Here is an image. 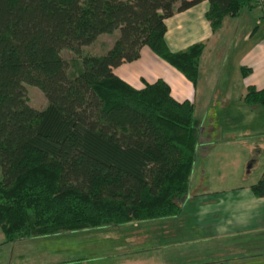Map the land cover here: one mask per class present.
Returning a JSON list of instances; mask_svg holds the SVG:
<instances>
[{
    "label": "trees",
    "instance_id": "1",
    "mask_svg": "<svg viewBox=\"0 0 264 264\" xmlns=\"http://www.w3.org/2000/svg\"><path fill=\"white\" fill-rule=\"evenodd\" d=\"M207 2L213 32L260 0H0V231L4 243L172 218L189 190L193 104L161 79L135 89L113 74L148 48L193 87L205 45L171 52L165 21ZM262 3L260 6H263ZM118 33L102 55H82ZM62 50L71 52L69 58ZM242 76L250 68L240 69ZM37 87L44 109L27 104ZM242 101L264 107V88ZM264 198V170L250 186ZM206 264H223L222 262Z\"/></svg>",
    "mask_w": 264,
    "mask_h": 264
},
{
    "label": "rangeland",
    "instance_id": "2",
    "mask_svg": "<svg viewBox=\"0 0 264 264\" xmlns=\"http://www.w3.org/2000/svg\"><path fill=\"white\" fill-rule=\"evenodd\" d=\"M262 3L264 0H260L259 4ZM260 5L237 18H225L217 32V45L210 46L200 60L196 97L190 101L198 145L184 199L203 186L209 200L232 205V189L239 191L248 183L257 182L263 173L264 107L247 106L241 99L246 86L264 87V55L258 50L264 44V4ZM117 35L115 32L99 36L91 45L82 48V55L106 53ZM61 53L64 58L71 54L69 50ZM153 57L151 52L150 55L143 53L136 68L126 70L130 85L141 89L144 85L139 83L140 76L153 82L160 75L171 86L174 98L185 100L184 89L167 71L179 74L161 62L156 64ZM242 66L252 69L246 77L240 72ZM148 68L155 74H148ZM124 78L127 79L125 75ZM25 88L27 104L44 109L47 102L43 93L34 86L25 85ZM194 207L191 203L182 210L185 214L172 218L121 225L115 229L62 232L11 243H4L0 231V264H165L158 260H165L167 264H232V232L231 238L205 243L192 241H197L194 231L198 232L193 226L197 223L191 211ZM222 208L218 206L220 211ZM215 218L213 215L203 221L211 223L210 219ZM227 221L232 231V217L229 216V220L227 217ZM163 223H168L167 228L176 230L178 235L174 234L173 239L164 236ZM134 225L136 231L133 233ZM182 225H189L187 233H179ZM170 240L175 245L163 247V243H159ZM158 244L161 247L155 248Z\"/></svg>",
    "mask_w": 264,
    "mask_h": 264
},
{
    "label": "crops",
    "instance_id": "3",
    "mask_svg": "<svg viewBox=\"0 0 264 264\" xmlns=\"http://www.w3.org/2000/svg\"><path fill=\"white\" fill-rule=\"evenodd\" d=\"M207 9V2H202L199 5L185 12L174 14L171 18L165 21L167 29L165 34V41L171 52L184 51L194 44L203 43L205 45V53L209 50L210 46L217 45L216 36L218 31L213 32L210 28L209 23L205 19V13ZM147 49H141L140 57L138 60L131 63H123L120 66L114 68L112 71L113 74L124 82H126L128 85H130V82L128 80L130 76L126 74V70H130L131 67L136 68L135 66L139 64L138 62H140V60L143 58V53L145 55H150L151 51L149 49V51H147ZM258 50L263 52L264 55V44L260 46ZM153 58L156 60V62H158L156 64H160L159 62H161V64L167 65L156 55ZM170 68L174 70L172 67ZM148 70V74H155L153 70L149 68ZM174 71L179 74V76H176L174 75V73H170L169 71H167L168 75L172 79H175V81L179 82V86H181V88H183L185 91V100H188L190 102L191 99H194L196 97L197 86L193 87V85L182 74H180L176 70ZM124 75L125 77H127V79L124 78ZM160 77L161 76L158 75V77L155 78L153 82H149L142 76H140L138 80L139 83L144 86L146 83L151 84L158 79H161L167 83L166 80ZM249 86H254L258 90L262 89L257 88L255 85L252 84L245 87V92L246 88ZM169 87L171 89L172 97L174 98L172 88L170 85ZM174 99L177 100L176 98ZM255 183H248L247 185H245V187L240 188L239 191H236V189H232V205L222 201L217 202L215 200H209V194L205 193L206 190L203 186H200L198 188V192H193L191 194V197H186L185 199H183V201L179 203L181 211L178 215L185 214L186 211L182 213V210L184 208L186 209V207L189 206L191 203L195 206L191 211L194 217V222L195 219L197 221V223L195 222L193 226L198 232L194 231V235L197 236V241L194 239H192V241H199L200 243H205L217 239H222L224 237L231 238L230 234L232 232V264H264V198H256L250 192V186ZM211 198L213 199L215 197ZM219 205H222V211L218 209ZM213 215L216 216V218L214 220L210 219L211 223L209 221H203ZM229 216L232 217V231L229 230L231 225L228 224L227 221V217L229 220ZM163 224L166 227V230L164 231V236H168L172 239L175 238L176 235L174 234H177V231L173 229H168V223ZM186 226H180L182 230H179V233H187V230L190 227L189 225ZM133 229H135L133 231L134 233L136 231L135 225L133 226ZM159 243H163V247H171L175 245V242L172 244L171 240L167 243L162 241H159ZM157 247H161V244L156 245L155 248ZM221 248H218V250L221 251ZM156 251L157 249L154 251V253ZM154 253L152 255L156 256ZM182 255L185 256L186 254ZM158 261L167 264L165 260Z\"/></svg>",
    "mask_w": 264,
    "mask_h": 264
}]
</instances>
